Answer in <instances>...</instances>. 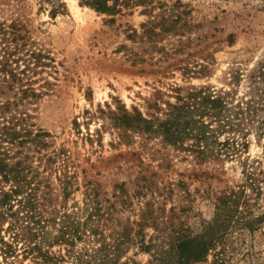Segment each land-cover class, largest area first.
<instances>
[{"label": "rangeland", "instance_id": "374dc122", "mask_svg": "<svg viewBox=\"0 0 264 264\" xmlns=\"http://www.w3.org/2000/svg\"><path fill=\"white\" fill-rule=\"evenodd\" d=\"M60 1L64 11L52 16V0H0V22L17 24L27 38L23 48L52 59L34 75L42 96L21 109L50 133L49 150L65 149L79 185L72 197L81 203L90 181L100 185L105 204L114 205L106 240L124 228L129 237L118 264H155L173 237L210 222L216 198L238 189L246 175L257 188L241 190L248 208L264 214V129L258 130L264 110L262 99L251 97L264 94V84L256 90L250 80L264 61L263 0H153L149 13L134 5L114 16L79 0ZM161 15L175 19L176 29L158 24L151 41L140 38L142 25ZM177 86L183 94L190 86L207 87L230 91L235 101L253 100L258 109L241 123L247 148L217 156L214 144L199 161L151 134L152 105L173 100ZM116 108L139 112L150 129L144 123L138 130L115 127ZM232 136L239 133L221 140ZM195 264H264V220L253 231L233 229Z\"/></svg>", "mask_w": 264, "mask_h": 264}, {"label": "trees", "instance_id": "16d2710c", "mask_svg": "<svg viewBox=\"0 0 264 264\" xmlns=\"http://www.w3.org/2000/svg\"><path fill=\"white\" fill-rule=\"evenodd\" d=\"M79 1L81 6L111 16L134 5H142L148 13L154 8L153 0ZM64 7L60 0L57 4L52 0V16L64 11ZM176 23L161 15L157 21L142 25L140 38L151 41L159 33L155 26L159 24L163 31L174 30ZM135 34L136 30L128 36L133 39ZM26 40L17 24L0 22V264H25L27 260L31 264L68 260L71 264H118L121 246L129 237L124 228L122 232H110L112 240H106L105 229L113 220L110 207L114 205H106L109 200L101 197L100 185L90 181L84 185L81 203L72 197L79 185L65 149L49 150L50 133L36 127L21 109L42 96L35 87L34 75L38 68L52 62L41 50L24 49ZM250 80L256 90L264 84V61ZM182 90L172 87L173 100H166L163 106L152 105L155 110H151V134H160L164 142L199 161L208 159L214 144L217 156L229 157L239 147L247 148V131L241 130V123L252 108L258 109L253 100L235 101L232 93L223 89L190 86L184 94ZM251 97L262 99L259 106L264 110V94ZM116 109L112 111L115 127L138 130L144 123L145 130L150 129V121L139 112ZM262 129L264 126H259L258 130ZM224 133H239V138L221 140ZM226 145L230 149L223 151ZM247 187L257 189L251 174L238 189L230 188L216 198L210 222L197 232L183 231L173 237L163 254L155 258V264H195L203 261L233 229L253 231L264 220V214L255 216L249 210V198L241 191ZM121 194L119 190L115 196L119 198ZM143 250L149 251L150 247L144 244Z\"/></svg>", "mask_w": 264, "mask_h": 264}]
</instances>
